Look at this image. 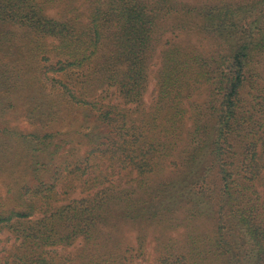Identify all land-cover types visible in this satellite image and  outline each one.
Segmentation results:
<instances>
[{
	"label": "trees",
	"instance_id": "1",
	"mask_svg": "<svg viewBox=\"0 0 264 264\" xmlns=\"http://www.w3.org/2000/svg\"><path fill=\"white\" fill-rule=\"evenodd\" d=\"M85 1L78 27L0 0V104L23 91L33 126L0 111L21 169L0 264H264V0ZM61 105L77 138L51 125Z\"/></svg>",
	"mask_w": 264,
	"mask_h": 264
},
{
	"label": "rangeland",
	"instance_id": "2",
	"mask_svg": "<svg viewBox=\"0 0 264 264\" xmlns=\"http://www.w3.org/2000/svg\"><path fill=\"white\" fill-rule=\"evenodd\" d=\"M46 13L51 18L57 20L71 21L76 26L80 27L86 25V22L88 21L89 6L85 0H51L50 6L46 8ZM164 37L169 38L170 35L167 34ZM162 40H164V38ZM194 42L196 43V41ZM201 45L204 46V48L208 49L211 47L209 42H204L203 44L201 43ZM159 46L162 47V45ZM159 62V56L153 60L152 67L150 68V79L151 77L156 76L157 70L160 67ZM151 73L153 74L151 75ZM154 86V83H152L147 90V93L144 97L145 106H149L151 103L150 95L154 90ZM113 92L114 90L111 89L109 94L110 97H112L113 99L115 98L116 102V97L112 95ZM5 98L6 100L2 104H0V111H3L4 113V117L2 120L3 123L6 124L7 127L18 131L33 130V126L30 124L29 115L27 113V110L29 108L31 109V106L28 104V97L25 95V93L21 91L16 96L9 95ZM59 118V120H56L53 122V124H51L52 127H54V130H61V135H63L62 138H65L66 136H70L71 138H77V135H75L76 133H73V131L78 130L81 132L82 130L80 126L78 127V125H80L81 119L80 114L76 112H68L65 108V105H61ZM3 163L4 162L0 160V197L7 196L9 190L15 192L18 191V189L20 188L19 185H16V178L21 175L20 167L12 166L11 163H15V161L12 159H10L9 164L4 165ZM197 226L200 228H206V226L201 221L197 223ZM211 230L212 227L209 226V229L207 231ZM179 231L182 230L179 229ZM138 236L139 235L136 231H131L127 233V243H130V246L138 248ZM176 236L177 235H175L174 233V237ZM13 242L14 241H12V235L9 232H4L0 234V249L8 248L11 244H13ZM154 243L155 242L153 238V233L149 232V235H147L146 237L144 246L146 248L147 253H149L148 258L150 261L154 258ZM57 252H60V250L57 249Z\"/></svg>",
	"mask_w": 264,
	"mask_h": 264
}]
</instances>
